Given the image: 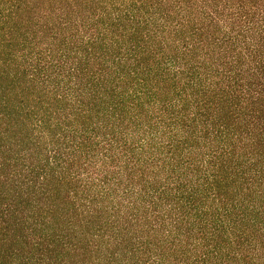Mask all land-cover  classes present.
<instances>
[{
    "label": "trees",
    "instance_id": "1",
    "mask_svg": "<svg viewBox=\"0 0 264 264\" xmlns=\"http://www.w3.org/2000/svg\"><path fill=\"white\" fill-rule=\"evenodd\" d=\"M5 18L0 264H264V0Z\"/></svg>",
    "mask_w": 264,
    "mask_h": 264
},
{
    "label": "rangeland",
    "instance_id": "2",
    "mask_svg": "<svg viewBox=\"0 0 264 264\" xmlns=\"http://www.w3.org/2000/svg\"><path fill=\"white\" fill-rule=\"evenodd\" d=\"M7 20L6 18L5 19H0V27H3L5 24H4V21ZM18 89V88H17ZM16 88H14V90L16 91L17 90ZM20 92V90H17V92L15 93L16 94V98L19 99L21 97V94H18ZM26 97V94L24 95Z\"/></svg>",
    "mask_w": 264,
    "mask_h": 264
}]
</instances>
